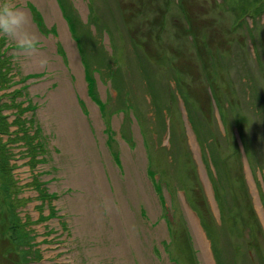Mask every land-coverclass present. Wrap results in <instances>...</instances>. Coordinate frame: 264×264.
<instances>
[{"label":"rangeland","instance_id":"obj_1","mask_svg":"<svg viewBox=\"0 0 264 264\" xmlns=\"http://www.w3.org/2000/svg\"><path fill=\"white\" fill-rule=\"evenodd\" d=\"M41 1L34 55L0 36V264H264V0Z\"/></svg>","mask_w":264,"mask_h":264},{"label":"clouds","instance_id":"obj_2","mask_svg":"<svg viewBox=\"0 0 264 264\" xmlns=\"http://www.w3.org/2000/svg\"><path fill=\"white\" fill-rule=\"evenodd\" d=\"M28 16L21 8H16L12 0L0 2V36L14 43L16 51L32 56L38 49V39L28 28Z\"/></svg>","mask_w":264,"mask_h":264},{"label":"trees","instance_id":"obj_3","mask_svg":"<svg viewBox=\"0 0 264 264\" xmlns=\"http://www.w3.org/2000/svg\"><path fill=\"white\" fill-rule=\"evenodd\" d=\"M8 48V46H6V48L3 50V52H5V50ZM2 52V53H3ZM4 64V63H3ZM5 65V64H4ZM11 69L10 68H5L4 69V66H2L1 67V65H0V86L2 85V86H5V85H3L4 83L5 84H7V75L9 74L8 72L10 71ZM10 77V76H9ZM89 91V93L91 92L90 90H88ZM1 100V99H0ZM4 104H5V102H4ZM3 105V103L2 102H0V111L2 110V108L4 107V106H2ZM6 123H7V127H9V124H8V122H6L5 120H4V115H2L1 113H0V151H3L4 153H5V148H4V146H5V142L3 141V139H2V135H3V132H5L6 130H7V128H6ZM7 161H6V159H5V156H3V155H0V168L2 167V170L7 174V170H8V166H7V163H6ZM4 177H6L5 176V174L3 175ZM3 176H1L0 175V177H3ZM9 221V220H8ZM14 224H10V221H9V227H8V230L7 231H9V229H11L12 230V228L14 227L13 226ZM6 232V231H5ZM6 234H8L7 232H6ZM7 238V240L8 239H11V241L12 240H16V236H15V233L12 235H9L8 234V236L6 237ZM14 242V241H13ZM13 242H11V245L13 246ZM15 247V245L13 246V248Z\"/></svg>","mask_w":264,"mask_h":264},{"label":"bare ground","instance_id":"obj_4","mask_svg":"<svg viewBox=\"0 0 264 264\" xmlns=\"http://www.w3.org/2000/svg\"><path fill=\"white\" fill-rule=\"evenodd\" d=\"M42 3L44 2L45 3V1H41ZM48 6H49V8L50 7H52V5L51 4H47ZM53 17H55V15L53 14L52 15ZM27 28H28V30H30V25H29V23H28V25H27ZM31 33H33V32H31ZM26 77V76H25ZM13 84V83H12ZM16 84H13L12 85V87L9 89V90H7L6 92H4V95H7V99H6V102H8V104H14V102L16 101V98L18 97V93L22 90V92L24 91L23 90V87H18V88H14L13 86H15ZM63 108H69V106L68 105H63ZM1 114H2V110H1ZM82 141L83 142H86V139H85V136H84V138L82 139ZM81 175V178L83 179V180H85V175H84V173L83 174H80ZM6 210V209H5ZM4 210V211H5ZM9 235H13L14 233V231H12L11 229H9V231H6ZM197 234H199V233H197ZM198 243H200L201 244V246H202V248H203V250H205L204 251V254H205V260H206V263L205 264H212L211 262V260L209 259V256L207 255V253H206V249L204 248V239L202 238V236L199 234V239H198Z\"/></svg>","mask_w":264,"mask_h":264}]
</instances>
